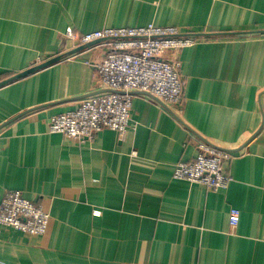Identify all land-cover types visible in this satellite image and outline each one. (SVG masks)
I'll use <instances>...</instances> for the list:
<instances>
[{"label": "crops", "instance_id": "obj_1", "mask_svg": "<svg viewBox=\"0 0 264 264\" xmlns=\"http://www.w3.org/2000/svg\"><path fill=\"white\" fill-rule=\"evenodd\" d=\"M150 23L206 36L179 53L182 113L137 94L123 137L50 133L52 116L93 92L108 52L68 42L62 53L63 33ZM39 59L58 60L16 78ZM8 80L0 203L20 190L51 219L45 235L0 226V264H264V0H0ZM195 137L234 153L228 188L173 178L196 157Z\"/></svg>", "mask_w": 264, "mask_h": 264}, {"label": "built area", "instance_id": "obj_2", "mask_svg": "<svg viewBox=\"0 0 264 264\" xmlns=\"http://www.w3.org/2000/svg\"><path fill=\"white\" fill-rule=\"evenodd\" d=\"M205 39L204 35L154 23L144 27L104 28L85 34L67 30L62 35V53L68 51V42L84 47L98 42L108 52L97 64V86L93 92L83 97L77 108L52 116L49 132L82 142L94 141L104 129L114 130L123 137L131 126L132 104L137 94L166 107L177 106V113H182L185 83L179 53ZM41 62L39 59L36 64ZM195 139L196 157L177 163L173 178L214 190L228 188L233 177L227 172L226 164L235 158L234 153L206 139ZM240 214L237 208L230 210L231 225L239 224ZM50 219L49 211L27 199L20 190L7 191L0 203V226L30 235H45Z\"/></svg>", "mask_w": 264, "mask_h": 264}, {"label": "water", "instance_id": "obj_3", "mask_svg": "<svg viewBox=\"0 0 264 264\" xmlns=\"http://www.w3.org/2000/svg\"><path fill=\"white\" fill-rule=\"evenodd\" d=\"M58 59H59V58H58ZM58 59H51V60H49V61H47V62H45V63H43V64H41V65H37V66H35V67H33V68L27 70V71H24V72H22V73H19V74L16 76V78L24 77V76H26V75H28V74L34 72V71H37V70H39V69H42V68H44V67L50 65L51 63H53L54 61H56V60H58ZM8 82H9V80H8V81H3L2 83H0V86L6 84V83H8Z\"/></svg>", "mask_w": 264, "mask_h": 264}]
</instances>
